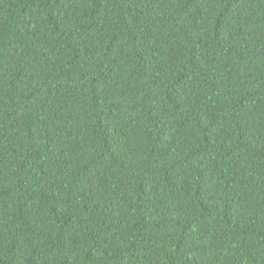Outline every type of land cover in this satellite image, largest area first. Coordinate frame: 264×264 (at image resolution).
Wrapping results in <instances>:
<instances>
[{"label": "trees", "instance_id": "16d2710c", "mask_svg": "<svg viewBox=\"0 0 264 264\" xmlns=\"http://www.w3.org/2000/svg\"><path fill=\"white\" fill-rule=\"evenodd\" d=\"M0 264H264V0H0Z\"/></svg>", "mask_w": 264, "mask_h": 264}]
</instances>
